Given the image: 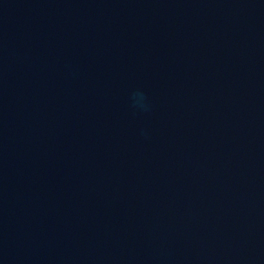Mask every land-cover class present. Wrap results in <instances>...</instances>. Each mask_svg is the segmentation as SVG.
Listing matches in <instances>:
<instances>
[{"label": "water", "instance_id": "1", "mask_svg": "<svg viewBox=\"0 0 264 264\" xmlns=\"http://www.w3.org/2000/svg\"><path fill=\"white\" fill-rule=\"evenodd\" d=\"M0 264H264V0H0Z\"/></svg>", "mask_w": 264, "mask_h": 264}]
</instances>
